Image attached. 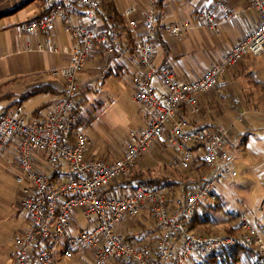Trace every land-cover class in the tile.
Listing matches in <instances>:
<instances>
[{
	"label": "built area",
	"instance_id": "built-area-1",
	"mask_svg": "<svg viewBox=\"0 0 264 264\" xmlns=\"http://www.w3.org/2000/svg\"><path fill=\"white\" fill-rule=\"evenodd\" d=\"M247 1L248 7L257 13L259 24L201 76L187 80L178 78L169 65L155 61L159 0H151V9L144 16L143 33L134 44L122 43L120 31L114 26L97 28L101 0H41V15L22 24L21 32L46 33L48 49L57 52L59 47L51 35L60 20L75 44L70 59L54 71L63 78L64 87L47 116L28 119L21 107L0 110V155L10 143H16V155L6 157L4 165L16 168L15 180L21 186L20 205L29 212L32 222L29 229L15 237L12 264H54L57 255L73 259L76 251L82 249L91 252L92 264H111L117 259L126 264H189L227 247L253 249L256 253L250 264H264V236L245 216L237 221V234L226 230L202 234L189 228V221L203 208V203L218 201L215 184L227 175H237L229 168L231 157L227 147L231 130L244 121L245 111L238 110L230 125L217 124L205 129L191 128L179 117L182 107L200 114V97L215 91L229 69L247 56L264 53V0ZM77 7L84 9L90 25L73 21ZM135 10L133 6L125 10L131 28L139 25L131 18ZM217 11L232 14L225 0H215V6L199 11L196 17L215 30ZM190 27L187 22L173 23L166 32L183 37ZM97 49L114 55L132 51L138 54L140 72L132 77L134 100L152 109L148 124L129 131L123 154L111 161L88 155L92 140L84 132L71 139L83 114L76 101L80 90L78 74ZM154 79L162 83L163 93L156 92ZM233 103L239 106L241 100L234 97ZM157 144L182 150L173 159L174 167L201 173L183 199L171 201L166 191L142 184L123 195L105 193L113 183L131 178L138 161ZM39 153L44 155L49 172L36 168ZM145 206L161 229L159 240L152 246L129 238L122 228L124 220L140 216ZM78 213L91 221L87 228L73 232V219Z\"/></svg>",
	"mask_w": 264,
	"mask_h": 264
},
{
	"label": "crops",
	"instance_id": "crops-1",
	"mask_svg": "<svg viewBox=\"0 0 264 264\" xmlns=\"http://www.w3.org/2000/svg\"><path fill=\"white\" fill-rule=\"evenodd\" d=\"M225 2L232 14L224 15L217 11V27L211 30L196 17V13L209 6H215V0H159L155 15L156 63L169 65L178 78L187 80L197 78L218 62L248 30L259 24L258 15L248 7L247 0ZM130 6L136 8L131 18L137 20L139 24L137 28L129 26V17L125 15V10ZM150 9L151 0H101L97 12L99 18L97 28L114 26L120 31L122 43L134 44L143 33L144 16ZM40 15L41 0H0V101H7L2 109L13 110L21 107L25 115L28 111L25 106L27 100L47 94L36 108L31 109L32 115L28 119H42L47 116L61 95L64 80L60 75H55L54 71L70 59L75 44V40L66 32L60 20L51 35L53 42L59 47L57 52L48 49L46 33L27 35L21 32L22 24ZM73 21L90 25L82 7H77L74 11ZM186 22L190 23L191 27L183 37H173L166 32L171 24ZM138 72L140 63L136 52L114 55L97 49L84 70L78 74L80 90L76 101L83 108V114L72 132L71 139L75 134L87 129L92 140L89 156L107 161L117 159L125 150L129 131L148 124L152 109L138 105L134 100L132 77ZM153 84L158 94L164 92V87L158 79H154ZM37 86H47L50 91L23 98L25 92ZM234 97L241 100V108L245 114L259 112L260 109L253 110L256 104L264 105V53L259 56H247L238 65L229 69L222 76L215 91L200 97L202 109L200 114H192L182 107L179 117L191 128L205 129L217 124L230 125V119L238 111H232V107H229L230 99ZM87 104L91 105L90 109ZM118 106L128 113L131 122L127 127L114 128L105 122L104 115L110 109L113 112L117 111ZM232 106L239 109L238 106ZM261 111L259 117L263 119L264 106ZM256 118L258 120V116ZM234 135L235 128L231 130V136ZM156 147L160 148L163 154H167V150L171 151L170 165L175 171H181L182 173H178L183 177V170L172 165L173 159L180 155L182 150L169 144L155 145L138 161L134 173L150 174L148 165L144 164L143 160H146ZM16 151V143H10L1 153L0 162L4 164L5 158L16 155ZM35 166L37 169L50 171L42 153L36 157ZM10 169L15 175L16 168ZM117 183H114L112 194L123 195L133 190L128 184ZM0 189L8 191L15 199H21L18 198L21 197V186L3 171H0ZM170 194L173 199H183L186 192L179 196L173 190ZM153 217L155 218L152 211L145 206L140 216L122 222L123 232L125 231L128 236L137 237L144 246H152L161 236L156 218L155 227L151 228L148 225ZM29 220L30 228L32 225L30 217ZM139 225L145 232L141 235ZM78 229L84 228L78 225L75 230ZM15 251L10 255L11 261Z\"/></svg>",
	"mask_w": 264,
	"mask_h": 264
},
{
	"label": "rangeland",
	"instance_id": "rangeland-1",
	"mask_svg": "<svg viewBox=\"0 0 264 264\" xmlns=\"http://www.w3.org/2000/svg\"><path fill=\"white\" fill-rule=\"evenodd\" d=\"M234 90L236 91L237 88ZM46 95L47 94L38 95L27 100L25 105L28 109L25 113L26 118H29L32 115L31 109L36 108V106L44 100ZM6 103L7 101H0V110H4L2 108ZM232 105L236 106L233 103V98L230 99L229 103V107H232L231 110L242 111V103L238 106L239 109H235L236 107H233ZM251 106H253V104ZM254 106L253 110L260 109L259 112H252L250 114L246 113L244 121L236 123L234 127L235 135L230 136V145L227 147L231 157L229 168L231 171H236L237 175H227L215 184L216 191L220 196V200L217 202L220 208L205 211L206 213H210L211 222L203 224L199 228V232L204 234L220 232L228 227L237 225L239 217L245 216L264 236V117L263 119L259 117V115L262 114L261 110L264 105L256 104ZM87 107L90 109L91 105L87 104ZM87 115L90 114L87 113ZM257 116L258 120L256 118ZM232 119L233 117L230 119L231 122ZM100 123L103 124V122ZM82 132L90 137L87 129H83ZM167 154H163L161 149L156 147L152 150L149 157L146 160H143L144 164L146 163V165H148V170L152 176L169 177L170 179L183 182L190 178L191 180H196L200 177L201 173L196 169L191 172L183 171L184 175L186 174L189 176L188 178L180 176L179 173L181 171H175L170 165L169 156L172 155L171 151L167 150ZM0 171L9 174L15 179V175L11 172L12 170L9 167H6L2 162H0ZM204 171L207 172V169ZM183 188L184 185L181 184L175 186L173 190L177 195L181 196L185 194ZM163 189L164 191L169 192L167 187ZM19 203L20 199H15L8 194V191L0 189V264H12L10 255L16 249L15 237L22 231L29 229L30 226L29 212L25 208H21ZM77 216L73 219V232L76 231L75 229L78 225H81L84 229L87 228L88 223L91 221L85 220L80 216V213H78ZM155 220L156 219L153 217L149 222L148 225H150L151 228L155 227ZM139 228V230H142L141 225H139ZM141 233L143 234L145 232L142 230L140 235ZM128 237L136 239L141 244L137 237ZM91 257L92 254L90 251L82 249L76 251V257L73 259H65L61 255H58L57 264H92ZM220 263L221 261H219V264ZM111 264L124 263L119 261L112 262ZM221 264L250 263L247 257L242 255L237 262L225 261V263L222 262Z\"/></svg>",
	"mask_w": 264,
	"mask_h": 264
},
{
	"label": "trees",
	"instance_id": "trees-1",
	"mask_svg": "<svg viewBox=\"0 0 264 264\" xmlns=\"http://www.w3.org/2000/svg\"><path fill=\"white\" fill-rule=\"evenodd\" d=\"M47 91H50V88H48L47 86H39V87L37 86V87H34L31 90L25 92L23 95V98L35 96V95H38V94H41V93H44ZM193 170H195V169H192L189 172H191ZM183 176L185 178L189 177L186 174L184 175V173H183ZM197 182H198V178L196 180H191V178H190V179L186 180L185 182H183V181L170 179L169 177H155V176H152V174L145 175L144 173H141V174L140 173H133L131 178L126 179V180H122V181H118L117 184H121V185L122 184L123 185L128 184V185H130V187L132 189H134L138 184H142V185H145L148 187H157V188H160L162 190H164L163 188L167 187L169 189V192H167V194L170 197L169 193H173V189L175 186L183 184L184 185L183 190H185V192L187 194L190 190V185L197 183ZM114 187H115V185L113 183L108 189L105 190V193L112 194L111 191H112V189H114ZM170 200L175 201V199H173L172 196L170 197ZM218 200H220V196H219ZM217 202H215V203H211V202L203 203L202 211L199 210L198 212H196L193 215L192 219L189 221V228L199 232V228L203 224L211 222L210 215H209L210 213H206L205 211L210 210V209H219L220 206ZM211 211H213V210H211ZM225 230L229 234H237L239 228L237 225H235V226L228 227ZM199 233H202V232H199ZM202 234H204V233H202ZM255 253L256 252L253 249H244L241 247H227L221 251H218L217 253H214V254L206 257V258H203L202 260H197V261L194 260L192 262H189V264H219V261H221V263L222 262L225 263V261L237 262L241 258L242 255H245L247 257V259L249 260V263H250V260L255 255ZM55 261L57 262L58 259H56ZM119 261L126 264L124 261L119 260V259L114 260L113 262H119Z\"/></svg>",
	"mask_w": 264,
	"mask_h": 264
},
{
	"label": "clouds",
	"instance_id": "clouds-1",
	"mask_svg": "<svg viewBox=\"0 0 264 264\" xmlns=\"http://www.w3.org/2000/svg\"><path fill=\"white\" fill-rule=\"evenodd\" d=\"M104 119L105 122L114 128L127 127L131 122L128 113L120 106H118V110L115 112L110 109Z\"/></svg>",
	"mask_w": 264,
	"mask_h": 264
}]
</instances>
